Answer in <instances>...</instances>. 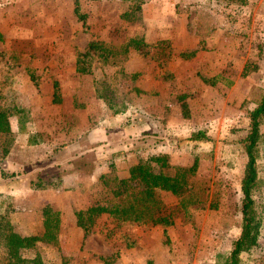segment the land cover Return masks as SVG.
<instances>
[{
    "label": "rangeland",
    "instance_id": "rangeland-1",
    "mask_svg": "<svg viewBox=\"0 0 264 264\" xmlns=\"http://www.w3.org/2000/svg\"><path fill=\"white\" fill-rule=\"evenodd\" d=\"M133 2L78 0L79 19L74 0H0V106L29 111L23 128L13 115L12 132L0 133V211L21 235L43 233L44 206L59 211L57 241L23 253L39 252L46 264H220L240 234L241 140L264 90V0H146L134 21L122 16ZM135 34L167 39L165 58L130 48L121 64L75 70L89 40ZM103 75L117 112L95 93L93 78ZM260 130L254 196L264 216V118ZM33 137L39 142L28 144ZM156 153L174 165L195 162L189 190L200 183L205 200L182 208L161 193L172 223L116 226L102 214L84 234L75 210L114 202L100 175L127 176ZM38 176L60 184L30 188ZM238 264H264V223Z\"/></svg>",
    "mask_w": 264,
    "mask_h": 264
},
{
    "label": "trees",
    "instance_id": "trees-1",
    "mask_svg": "<svg viewBox=\"0 0 264 264\" xmlns=\"http://www.w3.org/2000/svg\"><path fill=\"white\" fill-rule=\"evenodd\" d=\"M146 0H134L130 9L125 10L122 16L127 20L138 18L141 4ZM73 11L79 19H84L85 14L80 12L78 0H74ZM137 11V17L135 15ZM134 21V20H133ZM167 39H158L153 42L145 40L141 34H135L120 43H111L102 39H92L86 44L83 51L76 55L75 70L78 73H92L97 67L121 64L130 48L153 53L155 59L162 60L166 56L165 47ZM194 51H181L179 54L190 57ZM221 74L210 77V82H215ZM94 90L99 98L114 112L119 110L114 103L116 88L106 76L93 78ZM55 89L57 85L54 84ZM57 96V93L55 97ZM58 100V98H57ZM15 115L19 129L24 127V121L29 119L28 108L16 104L0 106V133H11L9 117ZM264 118V90L255 106L249 111V128L242 138V149L245 155L243 172L240 179L239 213L240 234L233 241L231 250L220 264H238L242 251L249 250L257 244L261 234L264 216L256 212L254 187L257 185V157L259 140L261 137L260 126ZM35 137L28 143H37ZM168 153H156L128 167V175L121 177L114 172H104L100 175L101 181L113 193L112 205L93 203L85 209H77L74 214L76 223L87 234L95 219L102 214L108 215L117 225L124 222L149 223L151 225H168L172 223L170 212L161 198V193H172L177 196L179 205L183 208L186 203L192 202L199 206L204 200L205 189L199 183L196 190H189L193 184L196 163L191 165H174L169 162ZM159 167V168H157ZM174 168L173 172L162 170ZM48 177L38 176L30 182L32 188L44 189L58 185L60 178L50 182ZM189 190V192H188ZM44 231L41 235H21L16 232L10 221L8 211H0V264H46L39 252L33 256H25L26 249L33 248L37 241L56 242L59 228V211L46 205L42 209Z\"/></svg>",
    "mask_w": 264,
    "mask_h": 264
},
{
    "label": "crops",
    "instance_id": "crops-1",
    "mask_svg": "<svg viewBox=\"0 0 264 264\" xmlns=\"http://www.w3.org/2000/svg\"><path fill=\"white\" fill-rule=\"evenodd\" d=\"M28 144H34V143H28ZM136 162H137V161H136ZM40 177H43V178H44L45 176H40ZM36 178H37V177H35L34 179H36ZM34 179L29 180V184H28V185H29L30 188H32L31 185H30V182H31L32 180H34ZM59 181H60V180H59ZM59 184H60V182H59ZM32 189H35V188H32ZM44 189H45V188H44ZM40 190H41V189H40Z\"/></svg>",
    "mask_w": 264,
    "mask_h": 264
}]
</instances>
